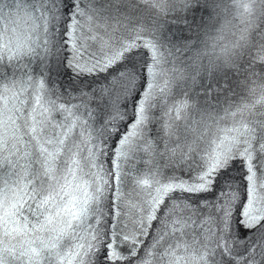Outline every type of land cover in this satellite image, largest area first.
Wrapping results in <instances>:
<instances>
[{"label":"snow or ice","instance_id":"snow-or-ice-1","mask_svg":"<svg viewBox=\"0 0 264 264\" xmlns=\"http://www.w3.org/2000/svg\"><path fill=\"white\" fill-rule=\"evenodd\" d=\"M22 2L14 0L17 6ZM198 2L167 0L168 10L175 12L171 23L177 32L193 29V21L182 13L192 11ZM35 3L40 5L39 32L12 34L0 40V66L7 61L14 68H27L36 58L42 77L32 82L35 101L34 106L29 102L30 112L17 107L13 102L15 96L10 98L0 92V155L7 152L25 161L31 170L29 198L34 200L29 208L43 207L47 212L51 207V214H41L42 220L34 217L39 227L32 229L30 242H24L28 229H10V217L6 218L0 225V264H37L42 255L48 264H54L60 255L57 248L66 246L60 244L62 238L69 233L78 236L83 229L88 231L86 242L79 243L66 257L74 264H264V200L257 195L258 191L264 192V67L257 73L253 66L256 61L264 65V40L255 57L247 61L256 80L246 77L245 87L256 85L249 88L250 98L257 97L252 107L260 105L254 112L247 104L229 110L234 125L226 130L223 139L217 135L214 141L204 133L191 136L187 128L177 132L168 123H162L150 140L147 125L153 122V81L155 66L160 63L155 38L139 44H121L111 56L99 59L92 55L88 60L83 58V44L78 43L83 36L95 39L93 32L111 27L109 21L119 19L120 8L134 4L135 0ZM7 6L0 0V17ZM33 10L38 11L35 6ZM247 11L251 13V8ZM141 35L137 33L136 39ZM245 40L241 35L231 48H224L219 57L223 65L235 63L234 57H240V49H245ZM253 47L257 45L249 46L243 55L252 57ZM25 58L28 63L21 64ZM217 67L210 62L205 70L211 75ZM198 73L197 65L191 77L193 82ZM101 74L102 80L97 78ZM64 77L68 78L67 83ZM54 83L60 84L64 92L52 89V95L67 96L69 101L75 96L82 101L75 106L77 112L84 107L90 118L100 119L103 129L95 140L88 132L87 121L72 119L75 113L71 108L55 101H49L51 108L43 106L49 94L46 85ZM220 90L211 86L205 91L210 97ZM53 111L62 119L50 115ZM134 141L148 145L151 155L163 164L152 169L155 175L151 184L143 181L147 195L132 205L135 211L121 210L117 215L112 212V202L106 207L101 204L107 181L101 178L105 186L102 188L96 177L103 171L123 180L116 176L113 167L119 168V161ZM104 157L112 165L107 170L103 169ZM164 169H170L167 175ZM77 172L84 185L79 209L54 204L62 198L61 181ZM89 180L93 185L91 197L86 191ZM16 208L17 214L22 211L21 204ZM65 212L70 218L62 214ZM192 225L197 227L198 240L185 230ZM41 232L47 238L41 237ZM186 236L192 242L183 246Z\"/></svg>","mask_w":264,"mask_h":264}]
</instances>
